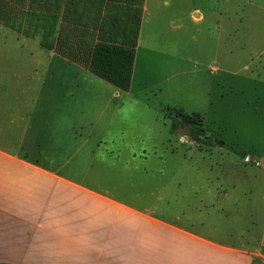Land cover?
Listing matches in <instances>:
<instances>
[{"label":"crops","instance_id":"crops-1","mask_svg":"<svg viewBox=\"0 0 264 264\" xmlns=\"http://www.w3.org/2000/svg\"><path fill=\"white\" fill-rule=\"evenodd\" d=\"M203 13L209 18L203 24V39L212 49L208 58L187 54L191 69L180 71L171 61L172 47L160 44V36L151 40L168 59L163 69L178 83L179 75L191 76L185 80L190 98L202 100L215 114L224 112L228 102L236 115L255 122L258 117H252V111L256 112L259 90L264 92V79L255 85L248 78L235 98L225 100L224 75L237 76L217 62L224 37L220 33L229 28L226 5H209ZM245 21L249 45L244 47L252 60L260 56L256 46L264 39L263 28L258 29L256 13ZM21 53L29 67L35 55ZM54 58L55 69L29 67L26 75L20 68L0 67V264H264V193L252 194L248 171L264 170V151L238 133L228 150L233 160H221L223 172L216 178L164 182L186 194L181 197L184 207L171 211L186 226L148 216L134 205L140 192L131 189V181L99 178L90 174L91 156L82 161V154L97 153L99 139L112 129L123 94L136 95L80 65L66 68L60 56ZM243 66L248 70L251 64ZM10 76L14 83L3 84ZM259 97L264 99V94ZM214 142L219 147L226 143L220 137ZM140 152L145 155V150ZM136 154L140 153L131 152L133 159ZM240 181L246 186L243 193ZM197 184L203 191L187 194L185 188Z\"/></svg>","mask_w":264,"mask_h":264},{"label":"rangeland","instance_id":"rangeland-1","mask_svg":"<svg viewBox=\"0 0 264 264\" xmlns=\"http://www.w3.org/2000/svg\"><path fill=\"white\" fill-rule=\"evenodd\" d=\"M222 3L226 5L229 28L220 33L224 37L219 41L217 62L228 72L237 73V76L224 75L225 100H232L248 78L253 79L255 85L264 79V39L256 46L259 58L257 54L250 60V53L247 54L244 47L249 45L245 20L250 18V13H256L258 29L263 28L260 35L264 38V0H0V67L20 68L22 75H26L25 69L29 67L30 70L49 66L55 69L58 59L54 57L60 56L66 68L80 65L115 86L107 77L122 70L123 57L126 60L132 56L130 80L125 90L131 89L136 96L123 94L112 129L104 133L103 140L99 139L97 153L82 154V161L86 162L91 156L90 174L99 178L131 181V189L140 192V200L135 197L134 203L140 212L186 226L178 217L171 216L175 207H184L186 200L181 197L186 194L181 195L177 188L164 182L216 178L223 172V165L218 166L221 160H233L228 150L233 149L238 133H243L242 139H247L244 141L264 151V119H261L264 99L259 97L264 92L259 90L257 94L256 112L252 111V117H258L255 122L249 120V123L244 115H236L233 104L228 102L224 112L215 114L202 100L190 98L191 90H187L185 80L191 76L179 75L178 83L163 69L168 59L152 42L162 36L159 43H167L174 51L175 60L172 56L171 61L180 71L190 70L187 54L193 58L201 56L205 61L207 53L212 51L203 39V24L209 19L203 11L209 5ZM233 8L241 9L233 11ZM217 14L222 15V12ZM215 20L217 23V18ZM35 30L40 31L35 33ZM21 52L35 55L29 67H26L29 59L21 58ZM243 63H250L251 67L243 70ZM128 65L126 63V67ZM202 70L197 75L200 77L196 81L198 87L203 80ZM12 78L3 79V84L14 83ZM178 109L187 114L199 113L206 135L212 138L202 144L191 141L189 134L193 126L177 116ZM119 122L120 128L117 127ZM245 126H249L250 131ZM214 137L225 141L224 146L219 147ZM93 144L92 139L89 144L92 149ZM140 150H145V155ZM218 150H222L221 153ZM132 151L140 154L133 159ZM173 166H177V170ZM248 171L252 176V194H263L264 170ZM138 180L142 182L138 184ZM240 182L239 190L243 193L246 186ZM203 189L201 184L185 188L187 194Z\"/></svg>","mask_w":264,"mask_h":264},{"label":"trees","instance_id":"trees-1","mask_svg":"<svg viewBox=\"0 0 264 264\" xmlns=\"http://www.w3.org/2000/svg\"><path fill=\"white\" fill-rule=\"evenodd\" d=\"M38 31L40 30H35V33H38ZM55 33L57 32H54V34ZM43 35H44L43 33L42 34L40 33V36H43ZM131 59H132V56H130L129 59L127 58L126 60H125V57H123L122 70H119V71L116 70L118 73H113L112 75L107 77L108 79L112 80L113 81L112 83L115 85V87L119 89L125 90V88H127L129 84ZM126 63L129 64L128 67H126ZM176 114L178 117L183 118L184 123L193 126V131L190 132L189 134L190 140L195 141L197 143H201V144L206 142V140H204L205 131L202 127L201 116L199 113L194 112V113L187 114V113H184L181 109H178L176 111Z\"/></svg>","mask_w":264,"mask_h":264},{"label":"water","instance_id":"water-1","mask_svg":"<svg viewBox=\"0 0 264 264\" xmlns=\"http://www.w3.org/2000/svg\"><path fill=\"white\" fill-rule=\"evenodd\" d=\"M204 139H206V140H207V139H208V136H205V137H204Z\"/></svg>","mask_w":264,"mask_h":264}]
</instances>
